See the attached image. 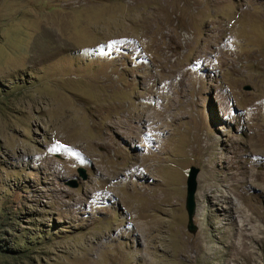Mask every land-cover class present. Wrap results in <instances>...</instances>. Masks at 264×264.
Returning <instances> with one entry per match:
<instances>
[{
    "label": "rangeland",
    "instance_id": "rangeland-1",
    "mask_svg": "<svg viewBox=\"0 0 264 264\" xmlns=\"http://www.w3.org/2000/svg\"><path fill=\"white\" fill-rule=\"evenodd\" d=\"M0 264H264V0H0Z\"/></svg>",
    "mask_w": 264,
    "mask_h": 264
},
{
    "label": "water",
    "instance_id": "water-1",
    "mask_svg": "<svg viewBox=\"0 0 264 264\" xmlns=\"http://www.w3.org/2000/svg\"><path fill=\"white\" fill-rule=\"evenodd\" d=\"M250 86H246V90H250ZM80 174L83 179L87 178V173L84 168H80ZM199 173V168L196 166H191L189 169V172L187 174V193H186V202H185V207L187 210L188 214V230L192 233H195L197 231V226L194 223V216L196 214V208H197V203H196V191L198 187V182H197V175ZM73 187L78 186L77 181L71 182Z\"/></svg>",
    "mask_w": 264,
    "mask_h": 264
},
{
    "label": "bare ground",
    "instance_id": "bare-ground-1",
    "mask_svg": "<svg viewBox=\"0 0 264 264\" xmlns=\"http://www.w3.org/2000/svg\"><path fill=\"white\" fill-rule=\"evenodd\" d=\"M60 98H61V97H60ZM60 103H62V102H60ZM60 103H58V105H57V108H58V109H60ZM63 103H64V102H63ZM63 103H62V104H63ZM62 104H61V105H62ZM64 104H65V103H64ZM64 104H63V105H64ZM80 107H81V106H80ZM61 109H62V108H61ZM59 115H60V113H59ZM63 117H64V116H63ZM61 118H62V117H61ZM61 118H60V120L63 119V118H62V119H61ZM64 119H65V118H64ZM67 119H68V117H67ZM70 121H72V120L70 119ZM63 122H65V120H63ZM54 123H55V121H54ZM72 125H73V124H72ZM71 129H72V127H71L70 125H64V126H63V130H71ZM71 132L73 133V131H71ZM79 133H80V132H79ZM85 137H86V135H85ZM84 180H85V179H84ZM79 261H80V260H79ZM82 262H83V261H82Z\"/></svg>",
    "mask_w": 264,
    "mask_h": 264
}]
</instances>
